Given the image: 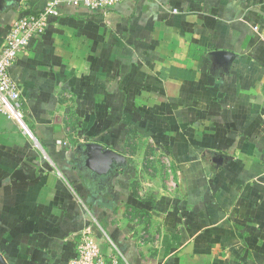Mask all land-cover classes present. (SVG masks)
Instances as JSON below:
<instances>
[{"label": "crops", "instance_id": "obj_1", "mask_svg": "<svg viewBox=\"0 0 264 264\" xmlns=\"http://www.w3.org/2000/svg\"><path fill=\"white\" fill-rule=\"evenodd\" d=\"M44 5L0 0V44ZM58 11L10 68L33 140L0 114V264H68L85 228L119 264H264V0Z\"/></svg>", "mask_w": 264, "mask_h": 264}, {"label": "built area", "instance_id": "obj_2", "mask_svg": "<svg viewBox=\"0 0 264 264\" xmlns=\"http://www.w3.org/2000/svg\"><path fill=\"white\" fill-rule=\"evenodd\" d=\"M43 1L45 5L40 12L16 18L0 44V114L11 119L21 133L30 140H33V136L24 119L20 90L10 76V68L16 62L18 55L27 50L32 40L44 33L49 18L58 16L60 6L68 5L105 15L121 0ZM78 236L75 256L68 264H119L118 258L114 256L106 260L90 228H85Z\"/></svg>", "mask_w": 264, "mask_h": 264}, {"label": "water", "instance_id": "obj_3", "mask_svg": "<svg viewBox=\"0 0 264 264\" xmlns=\"http://www.w3.org/2000/svg\"><path fill=\"white\" fill-rule=\"evenodd\" d=\"M78 150L84 157L85 167L97 174H106L118 163H124L122 156L96 143L83 144Z\"/></svg>", "mask_w": 264, "mask_h": 264}, {"label": "rangeland", "instance_id": "obj_4", "mask_svg": "<svg viewBox=\"0 0 264 264\" xmlns=\"http://www.w3.org/2000/svg\"><path fill=\"white\" fill-rule=\"evenodd\" d=\"M28 138V137H27ZM29 139V138H28ZM30 140V139H29Z\"/></svg>", "mask_w": 264, "mask_h": 264}]
</instances>
